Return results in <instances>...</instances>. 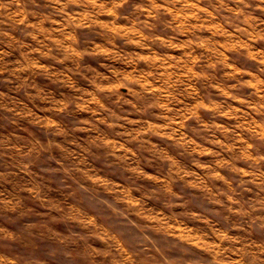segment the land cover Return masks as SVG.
Listing matches in <instances>:
<instances>
[{
    "label": "rangeland",
    "instance_id": "374dc122",
    "mask_svg": "<svg viewBox=\"0 0 264 264\" xmlns=\"http://www.w3.org/2000/svg\"><path fill=\"white\" fill-rule=\"evenodd\" d=\"M0 264H264V0H0Z\"/></svg>",
    "mask_w": 264,
    "mask_h": 264
}]
</instances>
